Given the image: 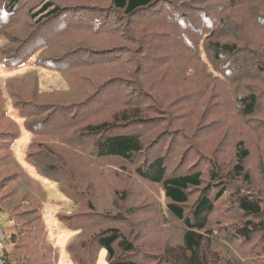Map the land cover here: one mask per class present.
Wrapping results in <instances>:
<instances>
[{
  "label": "rangeland",
  "instance_id": "obj_1",
  "mask_svg": "<svg viewBox=\"0 0 264 264\" xmlns=\"http://www.w3.org/2000/svg\"><path fill=\"white\" fill-rule=\"evenodd\" d=\"M7 1L0 0V62L6 51L14 49L17 37L42 29L30 14L47 2L75 6L84 10L82 21L95 14L112 28L107 22L103 32L84 38L80 32L90 34V28L84 23L76 29L72 25L75 33L60 40L56 35L69 24L61 18L42 32L51 29L56 34L52 41L49 37L42 47L26 49L27 59L16 67L0 64V139L11 130L5 119L11 104L39 108V113L30 112L32 116L42 110L43 118L54 114L49 124L40 119L29 128L46 125L41 149L50 157L37 158L42 166L64 170L63 174L55 171L54 182L26 162L32 135L18 119L22 132L13 144L14 153L41 181L42 190L36 182L13 177L11 167H2L7 152L1 147L0 261L6 257L9 264H80L68 251L72 247L83 264H109L96 236L115 227L134 245L131 253L119 252L123 258L137 264H174L166 259L182 245L184 227L167 211L161 185L149 183L137 169L144 170L160 156L167 174L201 171L203 189L210 181L211 164L230 176L241 143L248 150L244 166L251 182L233 178L235 183L216 200L209 220L213 242L203 247L202 255L206 254L207 264H264V226L249 240L237 242L230 236L242 225L235 204L240 190L262 201L264 225V0H195L193 4L201 7L209 22L203 23V15L198 23L203 26L191 27L189 32L180 22L189 14L196 21L200 12L198 8L191 12L190 7L183 10L185 6L178 1L164 0L152 17L129 20L132 29L118 30V21L107 16L108 0H26L24 11L16 10L4 21L1 11ZM75 34L78 46H93L96 50L91 52L96 56L63 46L65 38L75 44ZM71 54L76 58L57 64ZM19 73L24 80L6 82ZM252 96L254 110L247 114L238 99ZM39 101L42 106L34 103ZM131 107L145 111L139 120L142 123L121 122L109 133L128 129L141 135L145 149L131 161L100 159L97 135L79 139L87 125L112 119ZM208 185L222 186L217 182ZM201 190H191L185 214L190 215ZM43 191L46 203L41 206L38 198Z\"/></svg>",
  "mask_w": 264,
  "mask_h": 264
},
{
  "label": "trees",
  "instance_id": "obj_2",
  "mask_svg": "<svg viewBox=\"0 0 264 264\" xmlns=\"http://www.w3.org/2000/svg\"><path fill=\"white\" fill-rule=\"evenodd\" d=\"M172 1L181 2L182 6H185L183 10H185L186 7H190L192 12L193 10H195V8H198L197 6L194 5L196 4L195 0H172ZM163 2L164 0H108L109 10L107 16L111 20L118 21L116 22L117 24L115 25L117 30L121 28L132 29V24H128L129 20L132 21L138 20L139 22H141L142 19L145 18L148 19L149 17H152L155 14L156 10L161 7V4L163 5ZM26 7H27L26 0H8L5 5V8L4 7L2 8L1 18L2 20L5 21L6 18H8L10 14H13L14 11L16 10H18L19 12L24 11ZM74 8L76 7L68 6V5H64V6L54 5V4L52 5L51 3L47 2L46 4H44L43 7H41V9H38L36 12H32L30 16L32 18L37 17L35 19L36 24L37 26L40 25L41 27L43 26L42 29L37 30L35 28L34 33L25 32V34H23L22 37H17V40L14 44L15 45L14 49H12L11 47L8 51H6L5 59L3 62H0V64L5 67H13V66L16 67L20 65L21 62L24 61V59H27L28 56L25 57L24 54L25 51H27L26 49H29L31 47V49L29 50L32 51L34 48L37 49L39 47H42L44 42L49 37L52 38L51 39L52 41L53 38H55L56 34L50 33L51 29L48 30L49 34L48 32L42 34V32L47 26L56 23V21L60 20L61 18H62L61 19L62 23L68 22L69 24L65 27H62V29L65 30L63 33L56 35V36H60L61 38L60 40H62V37L65 34H74L75 33L74 30L77 27L82 26V23L85 24L84 27L90 28L89 30L87 29L88 31H90V34H84L80 32V35L84 38L96 36L94 34L95 32L99 33L98 30L103 32L106 29V27H108L107 22L109 21L96 19L94 17L95 14H92V17L88 18L87 21L86 19L82 21L81 20V18L83 17L82 12L84 10L82 9L76 10ZM200 9L201 7H199L197 10L200 12V15L198 16L196 21H193V18L190 17L189 14V15H184L183 20L180 22L181 24H184L186 26L188 32H189L188 29L189 28L191 29V27L194 30H196L201 25L203 26V24H198L199 20L204 15V11ZM96 13L101 14L103 16L105 15L104 13L101 12L100 13L96 12ZM179 14H181V11L178 12L176 15ZM196 15H198L197 12L195 16ZM184 19L187 21L185 22ZM202 20L203 23L205 24L209 22V19L205 17V15ZM72 25L75 26V29L72 27ZM110 26L112 28L111 23ZM58 27H60V25ZM144 27L146 29H149L147 26ZM2 28L3 25H1L0 29ZM76 34L74 37V41H76L78 37L76 36ZM65 39L67 40H63L62 42L64 47H70L72 45L71 48L76 50L78 53L85 51L87 52V54H90L89 56H96V53L94 51L91 52V50H96L93 46L82 45V47H80V45L78 46L77 41L75 42V44H73L71 43L70 38H65ZM224 47L227 48V45H224ZM79 56L81 57V55ZM74 58L76 57H74L73 54L68 55V57H63L57 60V64L66 63V60L69 61V59L73 60ZM92 59L95 60V58ZM49 63L53 64L54 61H51ZM20 78L24 80L22 74L19 73L18 75H15L11 79L7 77L6 82L9 81L10 84V80L19 81ZM232 88L233 86L229 87V89L233 90ZM230 92L234 93V91L233 92L230 91ZM68 93L69 91L66 92V94ZM21 94H26V92H22ZM48 94L50 95L54 93L48 92ZM238 102L240 103V105L241 104L245 105L244 112H246L247 114H251L253 112L254 110L253 96L249 98H240L238 99ZM34 103L40 104L41 106L43 105L42 101L34 102ZM11 110L14 111V114H12ZM11 110L6 113L8 117L5 118L11 130L8 132L5 131V135L2 137V139H0L1 142L3 140V143H0L3 144L0 145V148L4 147V149L7 152V154L4 157L5 163H3L2 167L3 168H6V166L11 167L10 170L14 171V173H12L13 177L17 175L18 180L21 182H28V181L36 182V185L40 187V189L42 190L41 181L36 176L32 175L25 166H23L21 163L17 161L18 159L16 158V155L14 153L13 144L15 140L20 137V134L22 132L20 129V124L18 122V119H21V125L25 126L32 135V138L26 147V155H25L26 162L35 169L38 175L56 182L57 179H55L56 177H54V174H56L55 171L57 170L58 174H63L64 170L62 168L61 170L56 166L53 167L50 165L48 167H46L45 165L42 166L43 163L37 158L39 156L50 157L49 155L42 152L44 148L41 149V147H43L42 144L44 143L42 141L43 134L41 133H43V130H45V126L50 123L51 118L53 117L54 114L49 115L48 118H43L45 114L44 113L45 110H42L41 114L32 116L30 112L34 111V113H39L38 111L39 108L28 110L26 106H22V105L12 106V104H11ZM63 113H67V111ZM144 114L145 111H143L139 107L137 108L131 107V109L123 110L121 111V113L112 117V119L109 120L103 119L96 123H91L87 125L86 128H84L85 132L83 131V133H81L83 135H80L79 139L87 138L86 136L88 135L89 136L97 135L95 146L97 148V153L100 159L120 158L128 161L134 155L141 154L144 151L145 146L141 135L132 132L128 129H123L121 130V132L114 134H109V133L113 132V130H115L121 124V122H127L130 120L132 121L142 120L140 118L144 116ZM40 119H45L41 121V122H45L46 124L45 126L41 128V125L37 124L35 128H29V124L32 121L35 122L37 121L39 123ZM57 122L60 121L57 120ZM139 122L142 123V121ZM56 123L54 122L53 124ZM53 127L57 129L59 128L58 126H53ZM150 151L153 152L154 149H151ZM235 156L236 159L234 161V165L232 166L231 170H229L230 176L228 177H226L225 175L226 171L224 172L219 171V167L216 163L210 165V173H209L210 181L208 183L217 182L218 184L222 185L220 188H215L212 185L209 186L207 183L205 184V187L202 189L203 186L202 172L198 170L196 171L183 170L182 172H177L174 170L172 173L167 174L165 171V167L163 165L164 159L160 156L154 158V160L152 161V163L149 164V166L144 167V170L142 168L137 169L138 174L143 179L147 180L149 183L161 185L164 192V197L166 200H168V203L166 205L167 211L179 222H182V225L184 227V232L182 235V245L179 246V249L176 253L170 254L173 256V258H171L169 255V258L166 259L167 262H172L174 264H207L205 260L206 254L202 255V249L205 245L209 246L208 244L210 240L211 242H213L211 237L213 232L209 229V220H210V215L213 213L215 209L216 200H219L220 198H222L223 195H225L226 188L230 186V184L235 183L233 182L234 181L233 178L235 179H237L238 177L242 178L248 184L251 182L249 173L246 171L244 166L245 160L248 156V150L242 147L241 143H238L237 145ZM9 176H11V173L7 174V178ZM192 189L196 191L201 189L202 190L201 192H199V196L195 200L193 209L192 211H190L191 212L190 215L187 213L186 215L184 206L188 204L187 202L189 200L190 192ZM45 199H46V195L44 192V195H41L40 198H38L39 204H41V206L42 204L46 203ZM235 204L238 209L237 212L241 213L242 225L240 227H235V230L231 231L230 236L231 238H233L234 241L237 242H240L242 239L249 240L253 232L263 229L262 227L264 225H262V221H261V217L263 216L262 201L258 198H254L249 193L248 195H244V191L240 190L236 195ZM89 205L91 206L90 203ZM96 237H97L98 245L101 248L105 249V252L107 254V261L109 264H137L132 259H126L120 256L119 252L124 254L131 253L134 250V245L132 241L129 239V237L125 236L122 232H120L118 228L112 227V228L104 229ZM116 248H118L119 251H117ZM68 251L72 255L73 259L77 261V263L83 264L81 259L75 258L77 257V255L75 254L72 247H70ZM1 259L4 264H9L6 257H2Z\"/></svg>",
  "mask_w": 264,
  "mask_h": 264
},
{
  "label": "water",
  "instance_id": "obj_3",
  "mask_svg": "<svg viewBox=\"0 0 264 264\" xmlns=\"http://www.w3.org/2000/svg\"><path fill=\"white\" fill-rule=\"evenodd\" d=\"M0 264H2V262L0 261Z\"/></svg>",
  "mask_w": 264,
  "mask_h": 264
}]
</instances>
